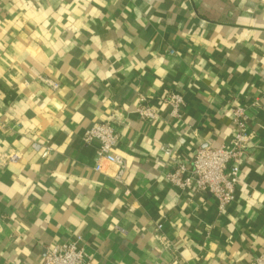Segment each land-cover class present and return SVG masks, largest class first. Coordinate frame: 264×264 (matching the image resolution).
<instances>
[{
    "label": "crops",
    "instance_id": "1",
    "mask_svg": "<svg viewBox=\"0 0 264 264\" xmlns=\"http://www.w3.org/2000/svg\"><path fill=\"white\" fill-rule=\"evenodd\" d=\"M169 89L184 97L179 119ZM139 93L160 119L138 117ZM254 101L224 213L211 194L166 181L162 145L186 162L228 145L231 107ZM111 117L124 184L113 167L94 170L98 141L83 142ZM4 152L0 264H41L76 235L91 264H253L264 256V0H0Z\"/></svg>",
    "mask_w": 264,
    "mask_h": 264
},
{
    "label": "built area",
    "instance_id": "2",
    "mask_svg": "<svg viewBox=\"0 0 264 264\" xmlns=\"http://www.w3.org/2000/svg\"><path fill=\"white\" fill-rule=\"evenodd\" d=\"M39 78L51 89L59 88L57 81L45 76H39ZM163 101L169 107L170 118H181L185 100L180 92L173 89L167 90ZM256 105L257 101L251 105L233 104L231 107L233 126L231 143L199 146L189 162L177 157L170 146L162 145L161 150L167 156L165 164L170 166V170L165 174L166 181L181 190L211 194L217 200L218 211L224 213L235 200L237 186L242 180L241 166L251 143L248 109ZM135 113L145 121H155L161 117L160 111L150 103L148 97L143 93H139L137 96ZM118 122L120 121L115 117H111L94 123L85 130L83 142L88 144L98 141L94 156V170L102 172L109 166L113 167V179L124 184L128 163L125 157L117 152ZM33 146L37 150L41 148L39 145ZM10 157L11 153L1 154L0 166ZM158 227H161V224H158ZM82 242L83 237L76 235L67 241L54 244L47 249L41 264H91V258L86 253ZM253 264H264V256L257 257Z\"/></svg>",
    "mask_w": 264,
    "mask_h": 264
}]
</instances>
